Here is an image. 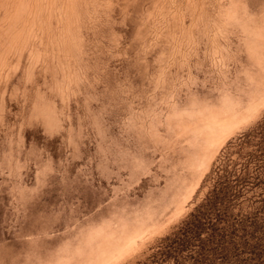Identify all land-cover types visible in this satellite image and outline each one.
I'll use <instances>...</instances> for the list:
<instances>
[{
  "label": "rangeland",
  "instance_id": "rangeland-1",
  "mask_svg": "<svg viewBox=\"0 0 264 264\" xmlns=\"http://www.w3.org/2000/svg\"><path fill=\"white\" fill-rule=\"evenodd\" d=\"M263 118L264 0H0V264H152Z\"/></svg>",
  "mask_w": 264,
  "mask_h": 264
},
{
  "label": "trees",
  "instance_id": "trees-1",
  "mask_svg": "<svg viewBox=\"0 0 264 264\" xmlns=\"http://www.w3.org/2000/svg\"><path fill=\"white\" fill-rule=\"evenodd\" d=\"M205 187L151 263L264 264V118L227 143Z\"/></svg>",
  "mask_w": 264,
  "mask_h": 264
}]
</instances>
